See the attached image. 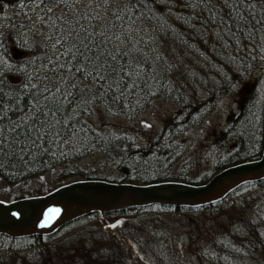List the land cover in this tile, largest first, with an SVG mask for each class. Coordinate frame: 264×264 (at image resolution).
<instances>
[{
    "label": "trees",
    "instance_id": "trees-1",
    "mask_svg": "<svg viewBox=\"0 0 264 264\" xmlns=\"http://www.w3.org/2000/svg\"><path fill=\"white\" fill-rule=\"evenodd\" d=\"M5 10L0 182L14 190L0 199L88 177L202 183L260 155L264 0H7ZM225 94L236 109L193 158L190 131ZM159 98L173 111L141 138L133 118ZM143 206L91 211L46 235L0 233V264H264V177L205 205Z\"/></svg>",
    "mask_w": 264,
    "mask_h": 264
},
{
    "label": "water",
    "instance_id": "water-1",
    "mask_svg": "<svg viewBox=\"0 0 264 264\" xmlns=\"http://www.w3.org/2000/svg\"><path fill=\"white\" fill-rule=\"evenodd\" d=\"M262 177L264 131L257 158L225 166L202 183L175 180L132 183L88 177L60 184L42 194L0 199V233L14 237L51 234L68 221L91 211L109 212L153 203L205 205L222 198L242 182Z\"/></svg>",
    "mask_w": 264,
    "mask_h": 264
},
{
    "label": "rangeland",
    "instance_id": "rangeland-1",
    "mask_svg": "<svg viewBox=\"0 0 264 264\" xmlns=\"http://www.w3.org/2000/svg\"><path fill=\"white\" fill-rule=\"evenodd\" d=\"M6 1L7 0H0V8L3 9L5 12L6 7ZM18 6L23 10L25 15H28L30 17L33 16L34 13H37L39 10V6L36 4H28V3H22L17 2ZM9 12V11H7ZM18 40V39H17ZM17 40H15V45H13L10 38H8V41L10 43L11 52L12 53H20L19 50L16 49V45L18 46ZM236 109V102L234 96L225 94L220 100V103L212 110V112L202 121L199 125L194 126L191 131L190 135L188 136L190 138V149L188 151L189 155L193 158H197L201 156L202 153H205L207 151L208 147V141L212 139V137L218 132V130L227 122L231 114ZM173 111V107L171 106V103L168 99H156L151 104H149L144 111L137 114L133 118L134 122V128L133 130L136 131V133L141 137L145 138L152 134H155L158 129L160 128L162 121L168 117L171 112ZM195 159L194 167L196 168V163L198 159ZM94 164V162H92ZM201 167L203 166L202 162ZM45 178V177H44ZM40 179V178H39ZM42 183L47 182L48 180L40 179ZM7 189V191L14 190L13 186H6L3 185L0 182V193H2V190ZM6 196L8 194L5 193ZM3 197V196H2ZM7 198V197H5ZM5 200V199H3ZM151 205V204H149ZM149 205H145L143 207H148ZM185 256H182L183 259L187 258L188 252H183ZM195 261V260H194ZM201 261L197 259L196 262ZM10 262H8L9 264ZM217 263V262H215ZM13 264V263H10ZM248 264V263H246Z\"/></svg>",
    "mask_w": 264,
    "mask_h": 264
},
{
    "label": "snow or ice",
    "instance_id": "snow-or-ice-1",
    "mask_svg": "<svg viewBox=\"0 0 264 264\" xmlns=\"http://www.w3.org/2000/svg\"><path fill=\"white\" fill-rule=\"evenodd\" d=\"M50 211H53V210H50ZM54 211H58V210H54Z\"/></svg>",
    "mask_w": 264,
    "mask_h": 264
}]
</instances>
